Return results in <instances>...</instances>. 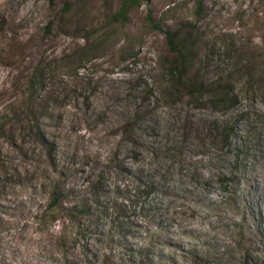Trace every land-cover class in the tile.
<instances>
[{
	"label": "rangeland",
	"instance_id": "obj_1",
	"mask_svg": "<svg viewBox=\"0 0 264 264\" xmlns=\"http://www.w3.org/2000/svg\"><path fill=\"white\" fill-rule=\"evenodd\" d=\"M198 2L149 0L110 28L105 53L60 76L42 120L54 164L47 149L4 152L5 165L22 174L0 184V264H264V0ZM118 3L0 0V114L18 68L84 46L86 38L69 33L101 30ZM152 20L197 24L208 79L235 86L230 110L159 98L166 42ZM19 50L26 60L18 65ZM138 109L132 140L127 124ZM35 165L77 167L81 188L101 181L87 230L76 232L85 217L49 221ZM130 165L155 182L152 192L124 170Z\"/></svg>",
	"mask_w": 264,
	"mask_h": 264
},
{
	"label": "trees",
	"instance_id": "obj_2",
	"mask_svg": "<svg viewBox=\"0 0 264 264\" xmlns=\"http://www.w3.org/2000/svg\"><path fill=\"white\" fill-rule=\"evenodd\" d=\"M149 0H119L115 11L107 16L105 24L99 31L97 39L91 44V38L97 34L96 29H79L76 27L71 35L84 37L88 42L79 48L73 49L61 57L50 58L41 55L35 62L29 61L30 66L19 69L11 88L13 97L7 107L0 114V184L5 187L13 177L22 174L17 165H5L4 152L6 148L13 149L17 154L28 157L30 152L37 148L47 149L49 163H52L50 142L42 128V120L48 113L53 101L56 100V85L60 76L76 74L88 62L105 53L107 42L111 36L112 26H124L129 23L134 10L140 8ZM65 6L69 9L66 2ZM201 7V0L198 8ZM153 28L164 33L166 48L159 58L160 78L156 88L159 98L174 102L189 101L198 107H211L228 111L237 102L235 86L229 80H210L207 75V66L204 62V37L198 26L192 21H181L174 26L164 28L163 21H151ZM53 25L51 21L48 28ZM86 31V32H84ZM122 54L125 51L121 52ZM133 55L136 54L132 50ZM17 64L25 59L23 50L16 53ZM127 55H123L122 61ZM3 95V94H1ZM141 111L138 109L127 124L128 138L134 140L135 131L139 125ZM227 126L224 128L226 135ZM34 143L31 145L29 138ZM30 148V149H28ZM136 154V153H135ZM32 166V165H30ZM40 171L43 178V188L47 192L45 213L50 222H57L62 217L65 221L78 217H85L86 222L76 224V232L82 233L94 223L96 207L93 188L100 186V180L91 181L81 188L78 183L80 170L77 167L63 168L60 165H44L43 168L34 166ZM127 173L135 178L138 187L149 194L155 187V182L144 178V172L137 165L125 166ZM140 174L138 176V173ZM137 174V175H136ZM153 186V187H152ZM104 211H100L103 216ZM86 224V225H85ZM91 224V225H90ZM86 226V227H84ZM81 231V232H80ZM80 240L81 237L78 236Z\"/></svg>",
	"mask_w": 264,
	"mask_h": 264
}]
</instances>
